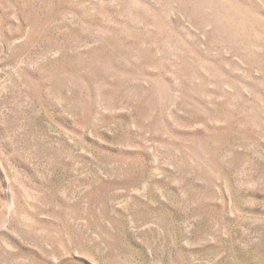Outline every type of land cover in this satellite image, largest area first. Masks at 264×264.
Wrapping results in <instances>:
<instances>
[{"label":"rangeland","instance_id":"1","mask_svg":"<svg viewBox=\"0 0 264 264\" xmlns=\"http://www.w3.org/2000/svg\"><path fill=\"white\" fill-rule=\"evenodd\" d=\"M0 264H264V0H0Z\"/></svg>","mask_w":264,"mask_h":264}]
</instances>
